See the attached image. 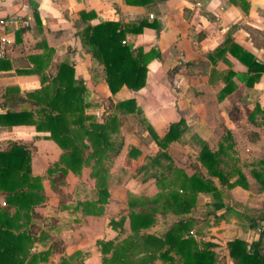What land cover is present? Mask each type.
Returning a JSON list of instances; mask_svg holds the SVG:
<instances>
[{
    "label": "crops",
    "instance_id": "crops-1",
    "mask_svg": "<svg viewBox=\"0 0 264 264\" xmlns=\"http://www.w3.org/2000/svg\"><path fill=\"white\" fill-rule=\"evenodd\" d=\"M17 15L28 18L29 24L14 23L8 29L12 44L6 57L0 60V113L19 109L21 105L15 104L16 97H24L27 92L41 88L40 76L49 79V73L57 63L66 61L74 69V78L81 79L86 87L85 100L90 106L85 112L97 119H101L109 99L127 98L135 100L142 111L141 116L159 136L164 135L171 122L183 118V133L167 147L174 161H177L179 150L181 154L184 151L186 159L190 146L199 151L201 141L216 149L224 134L230 133L231 139L226 143L232 144L230 154L236 158L248 188L240 185L225 188L234 204L225 203L242 220L234 228L227 226V217L218 220L219 225L213 233L217 237L232 236L222 241L210 240L224 255L225 264H233L225 242L234 237L251 242L258 237L259 227L264 226V208H257L264 199V191L250 173L253 164L264 168L259 163V159L264 161V70L253 68L255 65L249 69L251 61L264 67V0H0V16ZM101 21H115L123 26L145 22L140 32L125 33L126 42L132 43L134 50L141 48L144 53H152L141 88L134 90L122 85L116 93H110L103 66L92 61L82 42L85 29ZM240 57L244 63L238 59ZM33 69L39 71H30ZM13 88L15 92H12ZM125 116L124 145L116 156L122 155L136 169L144 156L156 153L158 146L136 120L138 114ZM48 135L49 131H38L31 124L0 123V149L11 142L26 144L31 173L43 177L62 151ZM130 147L136 148L138 153L130 156ZM243 164L249 165V170H244ZM184 170L187 174L193 172L190 167ZM85 171L93 184L89 167H84L79 174L69 171L66 179L79 178ZM135 178L122 176L116 187L124 191L121 197L133 191V182L139 181ZM213 179L217 183V178ZM151 182L154 179L139 184ZM42 183L47 198L44 206L37 210L45 217V223L50 222L51 217L58 219L52 231L79 224L84 228L88 221L92 223L85 228L87 237L97 235L103 225H97L93 220L113 218L125 214L128 209L116 208L114 190L109 188L110 198L100 215H81L79 210L71 212L72 208L60 210L55 208L58 200L48 179L43 178ZM200 195L209 198L204 193ZM51 198L56 199V203L50 204ZM245 200L250 208H233L239 203L235 201ZM203 209L207 211L208 208ZM193 210L188 215L197 218ZM76 217L78 223L74 221ZM176 218L171 213L159 214V220L151 227H158V232L151 228L149 231L161 234ZM123 226L128 227L127 217ZM109 230V236L104 239L116 236V229L111 227ZM83 246V241L71 242L65 248V255L80 254L84 251ZM93 254L97 260L92 257L90 263V258L86 257L85 264H100L101 252L95 249ZM53 255L57 259L60 257L58 253L51 257Z\"/></svg>",
    "mask_w": 264,
    "mask_h": 264
},
{
    "label": "trees",
    "instance_id": "trees-1",
    "mask_svg": "<svg viewBox=\"0 0 264 264\" xmlns=\"http://www.w3.org/2000/svg\"><path fill=\"white\" fill-rule=\"evenodd\" d=\"M144 24L140 21L123 26L115 21H101L88 26L82 35L92 61L103 66L112 94L122 85L137 90L145 83L152 53H144L141 48L134 50L132 43L125 40L126 32L138 33ZM238 59L244 63L242 57ZM250 64L249 69L255 65L253 68L264 70L254 61ZM49 75V79L40 76L41 88L16 97L15 104L21 105L19 109L0 113V123L31 124L38 131H49L47 137L62 150L42 177L31 173L26 144L11 142L0 149V264H49L53 253L60 254L58 264H71L70 260L77 257L65 255L69 240L63 236L62 229L52 231L58 219L51 217L50 222L45 223V217L37 210L44 206L47 198L42 180L48 179L58 197L55 208H72L71 212L79 210L81 215L100 214L108 201L112 182L121 183L122 176L111 174L109 159L118 155L124 145L123 124L128 113L138 114V122L158 146L156 153L144 156L137 167L141 174L138 180L154 179L157 191L150 196L130 194L126 215L110 219L117 234L112 239L96 240L101 252L100 264H223L225 257L218 253L216 244L204 238L202 229L207 219L199 220L188 213L195 206L198 194L204 193L210 196L207 211L215 220L225 219L229 212L237 216L223 200L227 195L225 188L235 185L248 188V183L236 158L230 154L232 144L226 143L231 139L230 133L224 134L216 149L201 141L193 172L187 174L173 163L167 150L168 144L183 133V118L171 122L164 135L159 136L141 116L135 100L127 98L109 99L101 119H97L85 112L90 106L85 100L86 87L81 79L74 78L72 65L61 61ZM137 153L136 148H129L130 156ZM259 163L264 165L262 159ZM84 167H89V176L94 180L93 196L68 203L71 195L62 190L67 185L66 175L69 171L79 174ZM250 173L264 191V168L253 164ZM233 175L237 176L230 180ZM213 177L224 188L218 186ZM167 213L177 218L163 233L150 232L158 215ZM126 217L128 227L123 226ZM74 221L78 223V218ZM38 241L45 244L47 241L46 248L32 251ZM225 244L233 264H264V226L259 227L258 237L251 242L234 237ZM77 262L81 264L79 259Z\"/></svg>",
    "mask_w": 264,
    "mask_h": 264
},
{
    "label": "rangeland",
    "instance_id": "rangeland-1",
    "mask_svg": "<svg viewBox=\"0 0 264 264\" xmlns=\"http://www.w3.org/2000/svg\"><path fill=\"white\" fill-rule=\"evenodd\" d=\"M105 106H106V104H105ZM137 119H138V117H137ZM132 121L133 120H130V122H132ZM197 153H198L197 148L195 146H190L188 151L186 152V154H187V159H186L184 151H182V154H181V150H179L178 154L176 155V160L177 161H174V159H173V163L176 166H178V165L175 162L179 163V165L182 166V167H180L182 169H184L185 167H187V169H189V167L192 168L194 160L196 159ZM116 157L117 156L109 159V170H110L112 175L128 177L129 179H131L132 177H136L137 179H139L141 177V174H139L137 172V166H136V169H135L134 164H132L131 162H127L124 158H122V155H119L117 157V159H116ZM242 167L246 171L249 170V165H247V164H243ZM87 172L88 171H85L82 174V176L79 177V178L69 179V181H68V179H66L67 185L63 186L62 190L64 192H66L67 194L71 195V199L69 198L68 203L72 204V202H74L75 199L83 200V199H86V198H91L93 196L94 188L92 187L93 184H92V181L90 180V178L88 177V173ZM122 172H123V175H122ZM114 183H116V182H112L110 188L114 190L113 198L117 200L116 208H128V203H127L128 202V198H129V195L132 194V193L133 194H145V195L150 196V195L155 194L156 191H157V189H156V187L154 185L155 182H153V183L151 182L150 184H147V185H143V184L140 185L139 184L140 181H138V182H133V185H132V190L133 191H128L126 193V195L123 194V196L121 197L120 194L124 193V191H120L119 188H116V187L119 186L120 183L119 184H114ZM219 186H221V185L219 184ZM221 187L224 188L223 186H221ZM251 189H253V188H251ZM225 192H226L227 195L223 198L224 202H226L228 204H231V203L234 204V200L229 197V195H228L226 190H225ZM206 197L202 196V195L198 196L197 202H196L195 206L193 207L194 208L193 213L196 215V217L199 220L204 219V218L207 219V225H204V227L202 229V231L205 234L204 235L205 238H209V239L217 238L220 241H222L226 237L232 236V235L228 234L226 236L222 235L221 237H217L213 233V232L216 231V226H218L219 224H217L218 220H215L214 216L212 214H208V211L203 209V208H210V206H208V205L204 206L205 202H208L207 201L208 199H209V202L211 200L210 196H209V198L208 197L206 198ZM109 198H110V193H109L108 201H109ZM57 200H58V197H57ZM246 200L245 201H235V202H239V203H235L236 206L232 205V206H234L233 208H240V209L241 208H250V207H248ZM261 200H262L261 201V205H260V207H257V208H264V199H261ZM108 201L106 203H108ZM48 202L50 204L52 202L56 203V199H54V198L52 199L51 198V199H49ZM125 205H126V207H125ZM103 208H104V204H103ZM103 208H102V211H103ZM102 211H101V213H102ZM100 214H93V215H100ZM121 215H126V213L125 214H123V213L122 214H118L117 216H115L113 218H110V216H108V217H104L103 219L97 218V219L93 220V221H95L94 223H96L97 225L102 224L103 226L99 229V233L97 235L95 234V235L88 236V237L86 235L85 228L88 227V225H89L88 223H92V222H88V221L85 222V227L84 228H83L84 225L82 226V224L72 225L71 227H68V226L64 227V229H62V231L64 232L65 235H63V236H65V238H67L69 240L68 245L71 242H75V241H79V240L83 241V245H84L83 246L84 251L80 252L79 256H78V254H76L77 257H74L72 260H70V263L71 264H78L77 259H79V262L81 264H85L84 261H85L86 257L90 258L89 261L91 263L92 259H93L92 257H94L93 252L95 251V249H98L99 252H100L99 245L95 241L99 240V239H104L105 237L109 236V234H107V233L110 231L109 228L112 227L110 222H109L110 219H118ZM233 217L236 219L234 222H232L230 220ZM227 218L229 219V220L227 219L228 220L227 226L231 227V228L232 227L234 228V226H236V225L238 226L239 220L240 221L242 220V219H240L239 216H233L232 213H230V212L227 214ZM158 220H159V215H158ZM155 228L154 229L151 228V229L154 230V232L155 231L158 232L157 231L158 227H157V229H155ZM87 234H88V232H87ZM45 248H46V244L41 242V241H38V242H36L34 244V247L32 248V251H38V250H42V249H45ZM69 250H71V249L69 248ZM218 253L222 254L220 251H218ZM96 260H97V258H95V261ZM58 261H59V259H57V257L55 255H53L50 258L49 264H58ZM223 264H225V262Z\"/></svg>",
    "mask_w": 264,
    "mask_h": 264
},
{
    "label": "built area",
    "instance_id": "built-area-1",
    "mask_svg": "<svg viewBox=\"0 0 264 264\" xmlns=\"http://www.w3.org/2000/svg\"><path fill=\"white\" fill-rule=\"evenodd\" d=\"M14 23H21L26 26L29 24V19L21 15L17 16H0V60L4 59L7 55L8 49L12 44V37L8 29ZM2 109L0 108V112Z\"/></svg>",
    "mask_w": 264,
    "mask_h": 264
}]
</instances>
